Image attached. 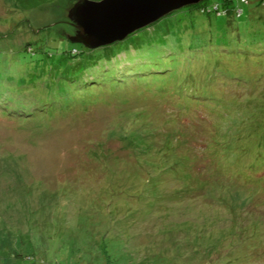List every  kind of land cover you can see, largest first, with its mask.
Masks as SVG:
<instances>
[{
    "label": "rangeland",
    "instance_id": "rangeland-1",
    "mask_svg": "<svg viewBox=\"0 0 264 264\" xmlns=\"http://www.w3.org/2000/svg\"><path fill=\"white\" fill-rule=\"evenodd\" d=\"M225 1L67 70L75 0H0V264H264V29Z\"/></svg>",
    "mask_w": 264,
    "mask_h": 264
},
{
    "label": "water",
    "instance_id": "water-1",
    "mask_svg": "<svg viewBox=\"0 0 264 264\" xmlns=\"http://www.w3.org/2000/svg\"><path fill=\"white\" fill-rule=\"evenodd\" d=\"M206 0H75L66 18L68 41L88 51L124 41L180 9Z\"/></svg>",
    "mask_w": 264,
    "mask_h": 264
},
{
    "label": "trees",
    "instance_id": "trees-1",
    "mask_svg": "<svg viewBox=\"0 0 264 264\" xmlns=\"http://www.w3.org/2000/svg\"><path fill=\"white\" fill-rule=\"evenodd\" d=\"M238 1L241 4H243V5H249L250 2L253 1L254 5H255V7L257 9H264V0H238ZM199 13L202 14V15H207V16L212 15V16H215V17H219V16L225 17L226 18V21H227V24H226L227 26H225V27H227L228 30H226L224 28V26H214V28L215 29H220V27H222V28H224L225 31H227V32H229V31L230 32H235L238 35H241L242 34V35L248 36L249 35L248 31H252L254 33V35H258L259 34L258 29H260V28L264 29V17L263 18H261V17H255L256 19H253V20H249L247 18L246 19L247 20L246 23L248 25L247 26H240L238 24V22L236 21V19L242 18L243 11L241 9L237 8L236 6H232L230 0H226L221 6L220 5H217V4H214L213 6H208V5H202L201 6L200 5V7H199ZM72 52H75V54H78V55H75ZM87 53H94V51H88V50L84 49L83 47L81 48V51H76V49H72L71 51H69L68 54H67L68 61H65L64 62L67 65V68L66 69L67 70H70L71 67L74 68L75 65L74 66L73 65L70 66L69 63L72 62V61L75 62L76 60H78L80 58H83V56L85 54H87ZM127 56H129V54ZM134 59H138V58L135 57ZM101 61H103L102 58H101V60H98V63L101 62ZM85 67L84 68L86 70H85V73H84L83 78L87 74H90V73L92 74L93 71H91V70L95 66H93V67L92 66L91 67L85 66ZM130 71H136V70H132L131 69ZM92 79H93L92 82H94V81L102 82L101 81V75H99V79L98 78H96V79L92 78ZM85 81L86 80L83 79L82 81H80L78 83L79 84H82ZM33 101H31L32 103H31L30 106H32ZM19 104H20V108H24L25 107V106H23V104H21V103H19ZM28 108H30V107H28Z\"/></svg>",
    "mask_w": 264,
    "mask_h": 264
}]
</instances>
